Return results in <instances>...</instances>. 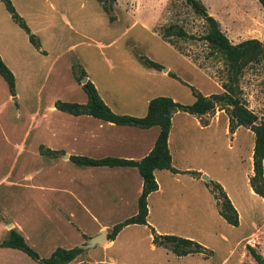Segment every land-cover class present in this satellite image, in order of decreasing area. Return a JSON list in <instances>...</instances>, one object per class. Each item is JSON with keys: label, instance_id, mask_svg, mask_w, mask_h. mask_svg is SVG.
Wrapping results in <instances>:
<instances>
[{"label": "rangeland", "instance_id": "374dc122", "mask_svg": "<svg viewBox=\"0 0 264 264\" xmlns=\"http://www.w3.org/2000/svg\"><path fill=\"white\" fill-rule=\"evenodd\" d=\"M200 1L207 12L217 19L232 43L248 38L264 42V9L257 0ZM105 4L111 7L110 14L104 12L100 2L89 0L88 7H93L95 13L93 24L89 22V17H85L79 29H65L57 43L53 40L47 42L43 38L42 46L49 54L41 55L42 60L30 59L29 65L19 69L15 96L10 95L5 80L0 76V229L10 220H18L23 225L27 243L39 250L40 254H44L42 247H35L30 237L49 230L47 226L50 223L46 221L47 192L43 189L50 175L58 177V174L70 173L83 178L90 169L88 166H77L65 158V154L72 153L67 145L74 144L67 132L80 128L96 130L103 123L92 118H75L54 107L56 100L86 101L85 92L76 86L81 85V81L74 77L71 69L73 61H78L76 73L80 75L81 69H85L87 77L95 83L116 113L131 114L133 109L128 103L141 100L137 99V92L151 97L164 95L191 104L194 96L188 84L203 95L223 90L221 84L226 77L225 65L198 38L206 29L205 22L185 0H106ZM1 9L8 14L2 3ZM169 24H177L196 38L172 36L169 41L164 40L161 34ZM140 54L160 63L163 67L160 72L170 66L171 71L168 72L174 73L179 80H163L162 77L149 75L136 78L137 72L149 71L139 60ZM104 61L110 63L112 68H106L102 64ZM239 86L246 105L259 120L264 121V62L247 66L239 79ZM212 120L220 128L228 124L225 111L219 107L201 117L203 123ZM125 130L128 129L121 127L116 132ZM239 130L251 133L245 127ZM61 142L66 146L52 148L62 150L56 157L39 153L41 144L49 147L48 143ZM194 142L197 143L191 158L204 159L209 156L216 161V167L208 166L209 178L218 182L220 179L241 191L237 194L241 203L240 223L237 226L228 224L215 208L210 217L204 215V226L189 225L195 212L187 204L163 213L167 216L172 213L174 217L171 223L177 227L170 230L181 229L190 233L191 239L212 251L209 256L199 253L183 257L166 252L165 249H170H163L162 246L154 248L150 229L145 225L124 227L113 243L108 240L85 247L92 238L89 231L95 230L96 226L93 221L80 218L78 223L87 232L80 244L84 252L70 264H257L247 246L253 247L264 259V202L261 198L246 194L243 188L245 164H240L236 148H226L223 134L220 135L217 149H213L215 142L212 141L201 143L195 139ZM64 165H69V170L64 169ZM262 178L256 182L257 187L264 183V171ZM178 188L183 189L181 185ZM80 198L83 200V196ZM102 214L100 218L103 222H118L131 214V208L126 206L116 212ZM61 230L73 235L68 227L57 228L58 232ZM111 230L112 226L101 227L97 235L101 231L107 235ZM55 238L45 237L46 241H42L55 244ZM41 244L44 246L47 243ZM13 255L0 256V264L33 262L21 250H16Z\"/></svg>", "mask_w": 264, "mask_h": 264}, {"label": "crops", "instance_id": "0c3cea01", "mask_svg": "<svg viewBox=\"0 0 264 264\" xmlns=\"http://www.w3.org/2000/svg\"><path fill=\"white\" fill-rule=\"evenodd\" d=\"M10 1L14 5L16 11L24 18L31 32L35 34L40 42V50H38L29 41L28 34L13 21L10 13L7 11V14L2 11L1 3H4L0 0V57L15 76L16 93V84L18 83V74L20 73L19 69L29 65L30 59L42 60L43 55L48 56L49 54V51L42 46L43 38L47 39V42L53 40L57 43L59 36L63 34L65 29L73 31L79 29L78 26L82 25L81 20L85 17H89V22L93 24L95 13L93 7H88L89 0ZM41 51H44V53ZM76 61L77 60L72 62L71 69H73V64ZM102 64L108 69L112 68V65L108 62L104 61ZM147 68L149 71L137 72L136 78L140 76L144 78L147 75L155 78L162 77L163 80L164 78H173L168 75V71H171L170 66L166 68L167 72H160L153 68ZM86 78L89 79V76L87 77L86 75ZM140 81L142 82V80ZM93 84L95 85V83ZM76 86L82 88L79 84H76ZM95 87L103 101L115 112L113 106L100 93L99 88L96 85ZM152 97L137 92V99L139 98L141 100L139 102L138 100H133L132 104L131 102L128 103L133 109L131 115L144 116L147 112L148 102ZM73 116H75V118H92L93 120L103 123L100 125L101 130L80 128L74 132H67L68 135L73 138L72 141L74 143L67 145L69 151H72V153L65 154L67 155L65 158L68 160L69 155L72 154L85 155L92 158L110 156L138 160L151 151L159 132V126L157 125L149 128H141L137 126L114 124L85 114ZM201 117L184 111L174 112L171 116V128L167 140L173 167L180 171L195 170L200 173V176L195 177L189 173H173L167 169H155L153 173L158 183V188L147 196V224L134 223L126 225L125 227L132 225L134 227L149 225L159 234L176 233L174 235H185L181 237L187 238L191 235H189L190 233L183 232L184 230H170L173 227H177V225L171 223V221L174 220L172 213L168 216L163 214L165 211L172 212L181 204H187L191 207L192 211L195 212V215L189 220V225L204 226L206 224L203 223L204 215L207 214L210 217V214L212 215L214 213L213 208L217 210L213 194L206 184L209 180H212L208 175V173H210V168H208V166H211V168L212 166L214 167L216 161L213 158H209V156L204 159H196L191 158V155L192 150L196 147L195 144L197 142H194L195 139H199L201 143H205L206 141L215 142V145L212 147L213 149H217L219 147L217 143L221 134L225 137L226 148L229 147L232 149L235 147L240 164H245L243 168V188L246 194L249 197L261 198L264 202V198L255 193L250 185L254 133L250 129L251 133L241 132L239 128L242 126L230 133L227 123L223 128H220L214 120L208 123H202ZM121 127L128 130L118 131L117 133V128ZM232 140H234V144H232ZM48 146V148L52 149L64 147L66 145H64V142H61L54 144L48 143ZM204 150L205 147L203 146V151ZM200 151H202V148ZM88 167L90 169H88L89 172L83 177L84 180L70 173L58 174V177L51 174L47 186H44L43 190L47 192L46 196L48 201L46 221L50 223V225L46 226L49 230L45 231V233H35L30 237L32 241L34 240L33 243L35 247H42L44 254H40V252H38L39 250L37 251L41 257H48L57 246L64 248L81 246L80 244L83 243L84 235H86L87 232L81 229V225L78 223V219L80 218L89 219L95 223L96 229L89 231L92 237H94L101 227L113 226L127 218L120 219L118 222H103L100 218L103 212H116L126 206L131 208V214L128 217L137 212V200L142 190V178L137 168L130 166ZM64 169L69 170V165H64ZM202 175H206L207 179H203ZM45 176L47 175H44V177ZM218 180L237 210L240 223L239 206L241 203L237 194L241 193V191L235 186L230 187L224 181ZM178 185H181L183 189H179ZM80 196H83V200ZM197 212H199V215H196ZM59 223H61V225H59ZM149 226L148 229H150ZM59 227L70 228L73 235L70 236L67 231L62 230L58 232L57 228ZM11 228L20 232L26 241L28 240L23 232L22 223L12 219L10 222L8 221L2 225L0 229V241L7 237ZM150 235L152 238L151 231ZM53 236H56L55 244L42 241L45 237ZM189 238L191 239V237ZM114 239L109 240L110 243H113ZM44 240L46 241V239ZM106 241H108V239ZM41 243L47 244L41 246ZM152 247L161 246H155L153 244ZM0 248V256L6 257L14 256L13 254L18 250L11 247L0 246ZM161 248L164 249V247ZM165 251L174 254L172 251L166 249ZM194 254L199 253H191L183 257ZM31 263L39 264L36 260H33Z\"/></svg>", "mask_w": 264, "mask_h": 264}, {"label": "trees", "instance_id": "16d2710c", "mask_svg": "<svg viewBox=\"0 0 264 264\" xmlns=\"http://www.w3.org/2000/svg\"><path fill=\"white\" fill-rule=\"evenodd\" d=\"M2 1L13 21L28 34L29 41L32 45L40 50L38 38L31 32L28 24L16 11L12 2L10 0ZM97 1L102 4L104 12L110 14L111 7L105 4L106 0ZM109 1L113 2L114 0ZM257 1L264 9V0ZM185 2L190 5L194 12L201 16L205 22L206 29L198 38L203 40L208 45L211 52L216 53L225 65L226 77L221 84L223 89L221 92L203 95L194 86L188 84L194 96V101L191 104L175 101L168 96H155L149 100L147 112L144 116H134L127 113L119 114L114 112L100 97L93 82L87 79L84 84H81L87 96L86 102L80 103L63 100H56L54 102V107L57 110L71 115L85 114L106 122L141 128H149L154 125L159 126V132L153 148L148 154L138 160L110 156L92 158L85 155H69V160L78 166L135 167L142 178V190L137 200V212L114 224L112 230L107 234L108 240H113L117 233L126 225L134 223L147 224V196L158 188V183L153 173L155 169H167L173 173H189L195 177L200 176L198 171H180L172 165L167 140L171 128V116L176 111H184L201 117L219 107L225 111L228 117V129L230 133L234 132L235 129L240 126L250 129L254 133L252 154L253 175L250 177V185L255 193L264 198V183H261L258 187L256 185L259 179H263L264 121L259 120L256 113L246 105L245 101L242 99L241 88L239 86V79L247 66L264 62V42L255 38H248L238 43H232L222 31L217 19L207 12L206 7L200 0H185ZM109 19H112L111 15H109ZM161 36L166 41H169V38L172 36L190 39L196 38L193 34H188L177 24L167 25ZM41 52L44 53V51ZM139 60L146 67L156 70H161L163 68L160 63L147 56L140 54ZM76 66H78V63L75 62L72 70L75 79L80 82L83 77H86V71L82 68L80 75H78L75 71ZM168 75L179 80L174 73L168 72ZM0 76L5 80L10 95L15 96V76L1 57ZM257 121H259L258 124L256 123ZM39 153L45 156L56 157L59 153H62V150L50 149L41 144L39 146ZM207 187L213 194L219 215L228 224L237 226L239 224L238 212L231 203L222 185L219 182L209 180L207 182ZM220 199H222V201H220ZM149 228L152 234V244L168 248L177 256L202 253L207 257L212 253L207 247L193 239L174 234H159L153 227L149 226ZM0 246L21 250L31 259L38 261L39 264H68L84 252L82 246L70 248L57 246L48 257H41L39 253L27 243L24 236L14 228H11L7 237L0 241ZM247 249L257 264H264L263 257L253 247L247 246Z\"/></svg>", "mask_w": 264, "mask_h": 264}, {"label": "water", "instance_id": "95a60500", "mask_svg": "<svg viewBox=\"0 0 264 264\" xmlns=\"http://www.w3.org/2000/svg\"><path fill=\"white\" fill-rule=\"evenodd\" d=\"M163 71H164V72H167V69L164 68ZM86 80H87V78H86V77H83V78L81 79V84H84V83L86 82ZM256 123L258 124L259 121H257ZM65 156L67 157V155H65ZM202 178L205 179V180L207 179L206 175H202ZM106 240H107V235H106V233H105L104 231H101L98 235H96V236L90 238L89 241H88V244L85 245V247H86V246H87V247L94 246L95 244L103 243V242H105Z\"/></svg>", "mask_w": 264, "mask_h": 264}]
</instances>
